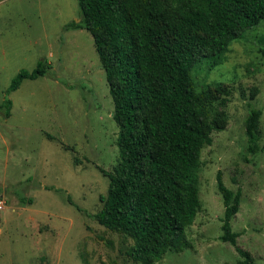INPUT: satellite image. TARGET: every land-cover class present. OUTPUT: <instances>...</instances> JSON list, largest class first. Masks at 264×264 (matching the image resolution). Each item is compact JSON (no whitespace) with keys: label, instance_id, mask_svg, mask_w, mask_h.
Masks as SVG:
<instances>
[{"label":"rangeland","instance_id":"rangeland-1","mask_svg":"<svg viewBox=\"0 0 264 264\" xmlns=\"http://www.w3.org/2000/svg\"><path fill=\"white\" fill-rule=\"evenodd\" d=\"M78 0H0V104L11 79L32 71L0 111V264H140L132 239L101 225L108 176L119 164V128L92 35L82 26ZM74 21V23H73ZM264 20L232 42L222 63L200 65L199 86L213 89L223 127L201 150L200 207L186 229L188 246L169 250L157 264H240L235 247L220 239L223 203L216 185L240 191L231 220L237 245L264 264ZM222 100H225L222 103ZM261 109L256 150L244 121ZM28 199H31L30 202Z\"/></svg>","mask_w":264,"mask_h":264},{"label":"trees","instance_id":"trees-1","mask_svg":"<svg viewBox=\"0 0 264 264\" xmlns=\"http://www.w3.org/2000/svg\"><path fill=\"white\" fill-rule=\"evenodd\" d=\"M78 5L119 128V164L114 172L102 170L109 182L94 217L132 239L133 260L157 264L167 251L188 246L186 229L200 207L201 150L223 127L222 112L213 107L212 87L220 84L199 86L195 72L200 65L211 70L221 64L229 45L264 20V0H78ZM48 67L41 59L32 71L21 69L11 79L0 104L4 116L12 105L8 94ZM260 115L261 109L251 108L244 121L251 152ZM216 185L223 203L220 239L235 247L240 264H260L237 245L231 227L240 191L224 184L221 171Z\"/></svg>","mask_w":264,"mask_h":264},{"label":"built area","instance_id":"built-area-1","mask_svg":"<svg viewBox=\"0 0 264 264\" xmlns=\"http://www.w3.org/2000/svg\"><path fill=\"white\" fill-rule=\"evenodd\" d=\"M2 207V204L0 203V208Z\"/></svg>","mask_w":264,"mask_h":264}]
</instances>
